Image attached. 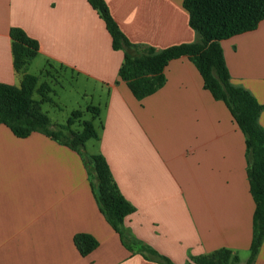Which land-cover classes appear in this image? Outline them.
Segmentation results:
<instances>
[{
	"label": "crops",
	"instance_id": "crops-1",
	"mask_svg": "<svg viewBox=\"0 0 264 264\" xmlns=\"http://www.w3.org/2000/svg\"><path fill=\"white\" fill-rule=\"evenodd\" d=\"M105 1L136 45L132 54L200 41L184 0ZM14 27L38 41L36 59L45 66L94 81L90 104L101 113L99 139L86 143L90 155L86 145L75 151L38 132L19 138L0 124V264H161L145 258L142 246L174 264L228 248L245 264L241 251L250 253L255 211L245 135L204 88L194 63L172 60L164 87L139 101L119 79L124 51L112 48L88 0H0V82L14 86L22 79L13 64ZM220 44L232 84L264 105V20ZM259 122L264 127V110ZM94 154L106 158L135 207L123 224L139 242L133 251L95 198L94 171L86 165ZM80 233L99 241L87 256L75 246ZM254 264H264V242Z\"/></svg>",
	"mask_w": 264,
	"mask_h": 264
},
{
	"label": "trees",
	"instance_id": "trees-1",
	"mask_svg": "<svg viewBox=\"0 0 264 264\" xmlns=\"http://www.w3.org/2000/svg\"><path fill=\"white\" fill-rule=\"evenodd\" d=\"M88 1L105 23L112 48L124 51L119 79L127 84L137 100H143L164 87L167 81L165 68L172 60L188 57L201 74L204 88L229 109L245 135L247 175L255 202L250 255L245 264H254L264 242V127L259 122L264 105L247 89L232 84L220 42L257 29L264 20V0H184L189 26L199 34L200 41L170 46L161 51L147 48L139 54L131 53L136 45L122 32L106 1ZM10 35L14 69L22 79L19 86L0 82V124L19 138L38 132L75 151H80L91 140H98L97 119L101 113L98 105L89 104L85 110L72 111L65 125L51 123L48 113L43 110L45 103H54L50 82L42 80L44 70L39 75L28 72L39 54V43L21 28H12ZM87 113L91 118L83 120ZM75 124L81 130L72 129ZM56 126L59 129H54ZM86 165L94 171L95 181L91 184L101 212L119 233L124 245L133 251V246L139 242L126 235L123 224L135 212V207L120 192L102 154L91 155ZM74 242L82 256L91 254L99 246L95 237L85 233L77 234ZM141 254L161 264H174L147 246H142ZM191 260L194 264H237L240 259L231 249L221 248L210 254L192 256Z\"/></svg>",
	"mask_w": 264,
	"mask_h": 264
},
{
	"label": "rangeland",
	"instance_id": "rangeland-1",
	"mask_svg": "<svg viewBox=\"0 0 264 264\" xmlns=\"http://www.w3.org/2000/svg\"><path fill=\"white\" fill-rule=\"evenodd\" d=\"M35 59L32 61L28 72L39 75L44 70V78L42 80H48L53 89L51 96L54 99V103H45L43 110L48 113L53 125H65L72 111L85 110L87 105L90 104L91 96L97 91L95 82L87 81L83 78L77 79L70 72L59 69V66L53 64V66H45V61L39 58ZM85 93L88 95L85 96ZM90 118V113H87L83 120H89ZM80 128L78 124H75L72 129L81 130ZM54 129L59 128L56 126ZM83 151L85 154L90 155L93 152L92 143H88ZM241 252L242 259L247 261L250 253Z\"/></svg>",
	"mask_w": 264,
	"mask_h": 264
}]
</instances>
